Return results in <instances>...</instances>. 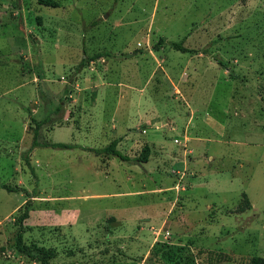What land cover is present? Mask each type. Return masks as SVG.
I'll return each instance as SVG.
<instances>
[{
    "label": "rangeland",
    "instance_id": "obj_1",
    "mask_svg": "<svg viewBox=\"0 0 264 264\" xmlns=\"http://www.w3.org/2000/svg\"><path fill=\"white\" fill-rule=\"evenodd\" d=\"M54 1L0 0V264L26 205L49 264L264 258V0Z\"/></svg>",
    "mask_w": 264,
    "mask_h": 264
},
{
    "label": "trees",
    "instance_id": "obj_2",
    "mask_svg": "<svg viewBox=\"0 0 264 264\" xmlns=\"http://www.w3.org/2000/svg\"><path fill=\"white\" fill-rule=\"evenodd\" d=\"M38 2H39V4L47 6V7H53L54 8V7L58 6L57 2H55L54 0H38ZM162 44H164V43L163 42L159 43V46H161ZM168 45L171 48H173L174 50L179 51L181 53L191 52V50L184 47L182 40L178 41V42H169ZM104 56H109V54L98 53V54H95L94 56L89 57L87 59L85 57L82 59V63L80 66H82V65L84 66L85 64H88L89 62L95 61V60L102 58ZM216 62L220 66H222V67L224 66V63L221 60H217ZM36 124H37V127L39 128L40 125H42L43 123L36 122ZM36 137H37V133L35 134V137L32 141V145H31L32 149L38 146V143L36 141ZM117 143H118L117 140H112L108 145H106L105 147L100 148V149H91V148L83 147L80 145H71V144H65V143H53L50 145H46L45 147H50L52 149H58V150H70V149H74V148H79V149H82L85 151H91L96 156L104 155V156L111 157V158H117L121 162H126V163H131V164L146 163L148 161L150 150L147 146L143 148V150L141 151L140 155L137 158H135V157L131 158L127 155H124L123 153H121L117 149V147H116ZM24 159L27 160V157L25 156ZM26 163L28 166H30V163L28 161H26ZM1 188L3 190L8 191V192L17 191V187L12 188V187H9L7 185H1ZM27 207H28V205H26V208H25L26 210L22 213V215L18 219V224H19L18 228L13 233V236L11 237V240H12L11 248H13L15 251H17L18 253H20L23 256H26L32 260L38 261L40 264H49V260L54 258L55 252H53L51 249H44V248H40V247H36V246H33L31 248L27 245H24L22 242V233H23L22 224L28 218ZM249 209H250V203H249L246 195H244L243 199L239 202V204L232 211V213L241 214V213H244L245 211H247ZM220 261H222V260L220 259L219 262ZM247 264H264V258L254 257L250 261H248Z\"/></svg>",
    "mask_w": 264,
    "mask_h": 264
},
{
    "label": "crops",
    "instance_id": "obj_3",
    "mask_svg": "<svg viewBox=\"0 0 264 264\" xmlns=\"http://www.w3.org/2000/svg\"><path fill=\"white\" fill-rule=\"evenodd\" d=\"M60 143V142H59ZM39 146V145H38ZM37 146V147H38ZM81 146V145H80ZM37 147H35V148H37ZM83 147H85V146H83ZM89 148V147H88ZM34 149V148H33ZM74 149H79V148H74ZM70 150H72V149H70ZM82 150V149H81ZM85 151V150H84ZM122 153V152H121ZM125 155V154H124ZM126 163V162H125Z\"/></svg>",
    "mask_w": 264,
    "mask_h": 264
}]
</instances>
